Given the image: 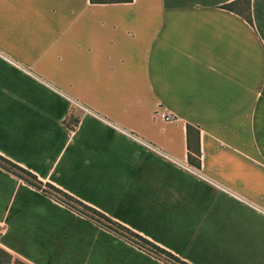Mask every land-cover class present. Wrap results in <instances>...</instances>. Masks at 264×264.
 <instances>
[{
	"label": "crops",
	"instance_id": "obj_1",
	"mask_svg": "<svg viewBox=\"0 0 264 264\" xmlns=\"http://www.w3.org/2000/svg\"><path fill=\"white\" fill-rule=\"evenodd\" d=\"M234 1L0 0V153L191 264H264V0ZM0 248L168 264L1 167Z\"/></svg>",
	"mask_w": 264,
	"mask_h": 264
},
{
	"label": "trees",
	"instance_id": "obj_2",
	"mask_svg": "<svg viewBox=\"0 0 264 264\" xmlns=\"http://www.w3.org/2000/svg\"><path fill=\"white\" fill-rule=\"evenodd\" d=\"M127 1H131V0H92V2L94 3L127 2ZM223 7L228 10L241 12L248 21H250L251 23L253 22L252 11H251V0H236L234 2L225 4ZM78 122H79L78 119H75L72 121V124L76 126L78 125ZM191 161L195 166L197 167L200 166L198 160L191 157ZM0 167L20 177L31 186L39 190H42L43 192L50 195L60 203L94 220L99 225L107 228L108 230L134 243L139 248L151 253L152 255L156 256L159 259H162L166 263L191 264L181 259L179 256L175 255L173 252L165 249L164 247L158 245L157 243L143 236L142 234L134 231L133 229L127 227L126 225L120 223L119 221L111 218L110 216L100 211L99 209L87 204L86 202L66 192L60 187L50 182H44L34 172H32L27 168H24L23 166L19 165L18 163L14 162L13 160H11L10 158L6 157L1 153H0ZM13 168H17L23 171L25 174H27L30 177V179H27L24 176L20 175L19 173L14 171ZM50 190L55 191L63 198L55 195ZM12 262H13V256L9 252L0 248V264H11ZM17 264H24V263L17 261Z\"/></svg>",
	"mask_w": 264,
	"mask_h": 264
},
{
	"label": "rangeland",
	"instance_id": "obj_3",
	"mask_svg": "<svg viewBox=\"0 0 264 264\" xmlns=\"http://www.w3.org/2000/svg\"><path fill=\"white\" fill-rule=\"evenodd\" d=\"M8 166V165H7ZM13 170L14 171H16L17 173H19L20 175H22V176H24L25 178H27V179H30V177L27 175V174H25L23 171H21V170H19V169H17V168H13ZM52 193H54L55 195H57V196H59V197H62L61 195H59L58 193H56L55 191H53V190H50ZM63 198V197H62ZM5 258V257H4ZM18 262H20L19 260H17Z\"/></svg>",
	"mask_w": 264,
	"mask_h": 264
},
{
	"label": "built area",
	"instance_id": "obj_4",
	"mask_svg": "<svg viewBox=\"0 0 264 264\" xmlns=\"http://www.w3.org/2000/svg\"><path fill=\"white\" fill-rule=\"evenodd\" d=\"M160 114H161V117H163L166 120H170L171 121V120H174V118H175L173 115H167L165 113H160Z\"/></svg>",
	"mask_w": 264,
	"mask_h": 264
}]
</instances>
